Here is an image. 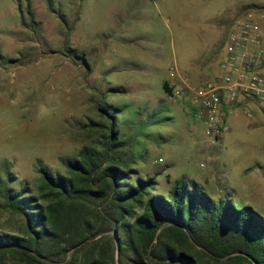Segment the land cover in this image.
<instances>
[{
	"label": "rangeland",
	"instance_id": "rangeland-1",
	"mask_svg": "<svg viewBox=\"0 0 264 264\" xmlns=\"http://www.w3.org/2000/svg\"><path fill=\"white\" fill-rule=\"evenodd\" d=\"M246 13L264 24V0H0V232L24 226L4 189L38 195V163L66 174L64 158L102 147L111 115L119 156L133 178H155L154 193L193 180L214 200L264 216L263 109L252 100L251 116L230 111L211 142L183 94L216 72L230 26ZM164 81L180 94L169 99Z\"/></svg>",
	"mask_w": 264,
	"mask_h": 264
},
{
	"label": "trees",
	"instance_id": "trees-1",
	"mask_svg": "<svg viewBox=\"0 0 264 264\" xmlns=\"http://www.w3.org/2000/svg\"><path fill=\"white\" fill-rule=\"evenodd\" d=\"M66 55L88 65L77 48L68 46ZM163 89L172 92L168 81ZM110 117L102 147L83 146L64 158L66 174L38 163V195L4 189V205L24 226L22 234L0 232V264L10 258L17 264H203L201 257L264 264V216L230 199L214 200L193 180L154 193L155 178H133L119 156L123 143ZM111 230L117 248L105 233Z\"/></svg>",
	"mask_w": 264,
	"mask_h": 264
},
{
	"label": "built area",
	"instance_id": "built-area-1",
	"mask_svg": "<svg viewBox=\"0 0 264 264\" xmlns=\"http://www.w3.org/2000/svg\"><path fill=\"white\" fill-rule=\"evenodd\" d=\"M261 17L263 15L246 13L237 18L228 31L225 55L218 62L216 72L201 83L186 85L183 91L211 142L227 130L230 111L243 106L244 114L251 116L247 102L252 100L264 111V24ZM178 94V90H172L168 98Z\"/></svg>",
	"mask_w": 264,
	"mask_h": 264
},
{
	"label": "water",
	"instance_id": "water-1",
	"mask_svg": "<svg viewBox=\"0 0 264 264\" xmlns=\"http://www.w3.org/2000/svg\"><path fill=\"white\" fill-rule=\"evenodd\" d=\"M113 237H114V240H115V244H116V248L118 247V239H117V235H116V232L115 231H112L111 232Z\"/></svg>",
	"mask_w": 264,
	"mask_h": 264
}]
</instances>
